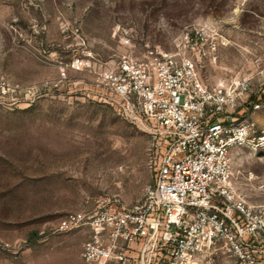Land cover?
<instances>
[{
	"label": "rangeland",
	"instance_id": "1",
	"mask_svg": "<svg viewBox=\"0 0 264 264\" xmlns=\"http://www.w3.org/2000/svg\"><path fill=\"white\" fill-rule=\"evenodd\" d=\"M205 28L202 48L218 46L199 62L205 82L254 73L264 0H0V264H85L87 230L57 232L66 217L143 198L149 139L95 98V76L125 58L195 57L186 35ZM233 163L239 192L264 206V156Z\"/></svg>",
	"mask_w": 264,
	"mask_h": 264
},
{
	"label": "built area",
	"instance_id": "2",
	"mask_svg": "<svg viewBox=\"0 0 264 264\" xmlns=\"http://www.w3.org/2000/svg\"><path fill=\"white\" fill-rule=\"evenodd\" d=\"M206 31L186 35L195 57L125 58L97 72L95 98L147 136L155 176L136 204L104 200L59 225L87 230L85 264H264V206L248 202L233 173L239 151L264 156V55L251 59L252 75L210 85L199 62L218 46L202 48Z\"/></svg>",
	"mask_w": 264,
	"mask_h": 264
},
{
	"label": "crops",
	"instance_id": "3",
	"mask_svg": "<svg viewBox=\"0 0 264 264\" xmlns=\"http://www.w3.org/2000/svg\"><path fill=\"white\" fill-rule=\"evenodd\" d=\"M257 119H258V121H259V123H260L261 125H264L263 122L260 121V120H261L260 117H257Z\"/></svg>",
	"mask_w": 264,
	"mask_h": 264
}]
</instances>
